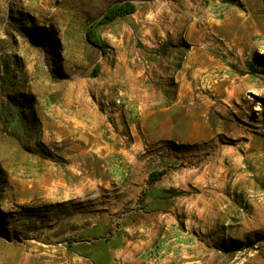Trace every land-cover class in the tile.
Listing matches in <instances>:
<instances>
[{
	"label": "rangeland",
	"instance_id": "374dc122",
	"mask_svg": "<svg viewBox=\"0 0 264 264\" xmlns=\"http://www.w3.org/2000/svg\"><path fill=\"white\" fill-rule=\"evenodd\" d=\"M263 91L264 0H0V264H264ZM116 113L164 134L118 211Z\"/></svg>",
	"mask_w": 264,
	"mask_h": 264
},
{
	"label": "crops",
	"instance_id": "0c3cea01",
	"mask_svg": "<svg viewBox=\"0 0 264 264\" xmlns=\"http://www.w3.org/2000/svg\"><path fill=\"white\" fill-rule=\"evenodd\" d=\"M120 70L118 69L116 71V75H120ZM131 103L127 101H122L120 104L116 105V108H128ZM174 103L172 105H155V104H142V107L144 108H151V109H165V108H170L173 107ZM120 113H116V118L113 123H110V132H104L100 131L96 136L97 141L95 144H89L84 148L85 153H91L92 151L90 150H95L97 153V156H100L101 158L106 157L110 158L114 166L116 167L115 172L118 174L117 178L121 179L120 181H117L115 184V189L116 191V203L117 206L115 208L116 211L119 210L121 206H126L129 203L128 200H126V192L127 189L132 187V184L130 183H125V180L123 178L126 177V173L128 170H132L133 166L138 167L139 171L141 173L144 172V177L148 178L149 174V149L148 145L145 144L144 142H147L149 140V137L151 135L152 139L159 140L160 138L164 137V134L159 130V127L157 126L155 130L149 129V115L146 116V118H142L140 124L141 128L140 130H134L132 128V122L130 118H124L119 116ZM153 121L156 122V125H163L164 121L158 117H152ZM128 121V123H127ZM83 125L87 128L89 125L87 123H83ZM130 127V128H129ZM162 129V126H161ZM105 186H108V183H105ZM128 213H123L121 215L123 220H126L132 216V214L129 216ZM142 219L145 215L140 214ZM144 226V227H143ZM143 226H138L140 230H146L148 228L147 224ZM148 231V229L146 230ZM163 232V231H162ZM161 232V233H162ZM156 235L157 232H154ZM141 236V235H140ZM137 236V237H140ZM165 233L162 234L161 237H164ZM119 241V240H118ZM120 243L122 240L119 241ZM118 242V244H119ZM124 244L123 247L124 249H117L116 252H125L127 256H125V261L127 259H130V262L128 264H134L133 262V255L134 253H140L142 252L144 248V242L142 240H138L135 242L133 238L131 237L130 239L124 238L123 240ZM121 248V247H120ZM126 264V262H125ZM140 264V263H139ZM154 264V263H152ZM158 264V263H157ZM167 264H175L174 261L167 262Z\"/></svg>",
	"mask_w": 264,
	"mask_h": 264
},
{
	"label": "trees",
	"instance_id": "16d2710c",
	"mask_svg": "<svg viewBox=\"0 0 264 264\" xmlns=\"http://www.w3.org/2000/svg\"><path fill=\"white\" fill-rule=\"evenodd\" d=\"M136 10L135 5L131 1H125L122 3H116L111 5L102 17L93 25H91L87 31V39L95 46L102 48L103 52H106V47L98 36V27L107 24L119 16H125L134 13Z\"/></svg>",
	"mask_w": 264,
	"mask_h": 264
},
{
	"label": "bare ground",
	"instance_id": "6f19581e",
	"mask_svg": "<svg viewBox=\"0 0 264 264\" xmlns=\"http://www.w3.org/2000/svg\"><path fill=\"white\" fill-rule=\"evenodd\" d=\"M264 92V91H263Z\"/></svg>",
	"mask_w": 264,
	"mask_h": 264
}]
</instances>
